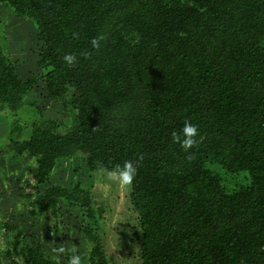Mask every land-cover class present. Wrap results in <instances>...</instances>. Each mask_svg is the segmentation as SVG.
Masks as SVG:
<instances>
[{"label":"trees","instance_id":"1","mask_svg":"<svg viewBox=\"0 0 264 264\" xmlns=\"http://www.w3.org/2000/svg\"><path fill=\"white\" fill-rule=\"evenodd\" d=\"M1 4L36 23L47 97L77 111L64 134L55 121L33 123L28 139L5 146L35 159L36 187L45 189L28 204L31 216L60 200L86 218L103 215L89 190L48 183L59 160L80 154L89 172L98 162L111 169L132 160L142 264H264V0ZM100 34L106 40L93 49ZM65 53L76 55L74 65L62 60ZM32 88L0 45V108L18 111ZM185 120L199 133L187 153L171 136ZM209 162L246 172L250 184L225 192ZM82 235L92 244L90 263L108 264L99 235L89 226ZM21 236L3 253L7 264H20L14 256L22 264H55L40 243L21 246Z\"/></svg>","mask_w":264,"mask_h":264},{"label":"rangeland","instance_id":"2","mask_svg":"<svg viewBox=\"0 0 264 264\" xmlns=\"http://www.w3.org/2000/svg\"><path fill=\"white\" fill-rule=\"evenodd\" d=\"M0 45L13 62L16 75L21 80L33 81V88L18 111L0 108V264H4L3 253L10 250L17 232H22L21 246L40 243L49 257L55 255L52 248L63 246L70 250L75 247L82 264H91L92 244L82 235L85 226L98 232L108 264H142L139 217L131 205V188L107 181L98 171L89 172L80 154L59 160L48 183L67 189L79 185L89 190L103 207V215L86 218L83 209L61 200L53 210L30 215L28 204L40 198L45 189L36 187L35 159L30 155L15 156L5 146L10 140L28 139L33 123L44 125L55 121L57 131L64 134L76 125L77 111L47 97L44 70L38 65L41 43L37 25L31 19L16 15L5 4L0 5ZM206 168L219 175L227 193L250 184L246 172L228 173L214 162L207 163ZM7 226L13 229H6ZM14 259L22 264L19 257L14 256ZM60 261L68 264V254L61 255Z\"/></svg>","mask_w":264,"mask_h":264},{"label":"clouds","instance_id":"3","mask_svg":"<svg viewBox=\"0 0 264 264\" xmlns=\"http://www.w3.org/2000/svg\"><path fill=\"white\" fill-rule=\"evenodd\" d=\"M73 36L78 38V34L76 33H73ZM104 40H106V36L100 34L94 37L90 43L93 49L99 50L101 48V41ZM82 55H84L86 59L90 58L88 53H83ZM62 60L67 65L72 66L76 63L77 57L75 54L65 53L62 57ZM198 134V127L190 121L185 120L180 133L175 131L172 132V142L178 143L180 147L187 153L188 150L197 145L198 141L196 140V137ZM192 156H194V153L189 155L188 158L191 159ZM137 159L142 161L143 155L138 156ZM97 171L107 181L115 183L122 188L130 189L137 173V164L132 160H126L122 166L120 164H116L113 168L109 169L105 167L102 162H98ZM51 251L55 254L52 257V259L55 261V264H61L60 257L64 254H68V264H82L81 257L75 247L69 250L61 246L58 248H52Z\"/></svg>","mask_w":264,"mask_h":264},{"label":"bare ground","instance_id":"4","mask_svg":"<svg viewBox=\"0 0 264 264\" xmlns=\"http://www.w3.org/2000/svg\"><path fill=\"white\" fill-rule=\"evenodd\" d=\"M26 76H27V75H26ZM24 78H25V76H24ZM37 83H38V82H37ZM39 85H41V84H38V86H39ZM36 90H37V89H36ZM38 90H39V89H38ZM24 204H26V203L24 202ZM25 206H27V205H25ZM26 208H27V207H26ZM97 233H98V232H97ZM105 252H106V251H105Z\"/></svg>","mask_w":264,"mask_h":264},{"label":"crops","instance_id":"5","mask_svg":"<svg viewBox=\"0 0 264 264\" xmlns=\"http://www.w3.org/2000/svg\"><path fill=\"white\" fill-rule=\"evenodd\" d=\"M4 261H5V260H3V262H4ZM4 264H7L6 261L4 262Z\"/></svg>","mask_w":264,"mask_h":264}]
</instances>
